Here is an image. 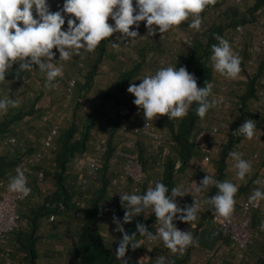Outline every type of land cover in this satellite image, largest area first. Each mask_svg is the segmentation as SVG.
<instances>
[{"label": "clouds", "instance_id": "1", "mask_svg": "<svg viewBox=\"0 0 264 264\" xmlns=\"http://www.w3.org/2000/svg\"><path fill=\"white\" fill-rule=\"evenodd\" d=\"M216 3L217 0H63V6L52 11L49 0H0V92L4 85L10 84L6 77L12 73L16 64L19 65L16 72H32L38 67L46 78V87H58L55 82L64 75L61 61H69L74 55L81 56V50L95 53L104 41H109L115 49L121 47V41L135 44L137 37H141V22H146L148 33L152 36L158 32L164 34L177 31L183 23L189 21L190 28L200 31L203 25L202 13ZM110 19L114 23H110ZM114 34L118 35L110 39ZM215 39L218 44L212 45L213 70L225 79H239L242 72L241 56L228 40L219 35ZM54 49L59 53L58 60ZM138 80L141 83H132L128 92L134 95L133 103L143 110L147 121L159 116H167L169 120H183L194 103L197 105L196 114L204 119L220 103L218 99L209 100L212 85L206 83L204 87H198L197 77L186 66L179 69L176 66L161 67L154 74ZM19 107L18 99L8 95L0 96V118L7 115L10 109ZM102 130L105 133L106 130ZM258 131L255 120L248 119L235 132L251 141L260 139ZM229 158L234 161L236 178L245 181L253 172L252 162L238 151L230 152ZM15 172L8 187L20 200H24L32 192L26 170L18 166ZM99 177L90 184H97ZM255 183L260 187L253 191L249 202L253 207H259L264 201V180L257 179ZM209 186H215L218 192L205 203L212 206L215 214L230 222L236 211V195L240 185L231 180L218 181L207 175L200 186H196V191L204 192ZM188 191L175 187L169 195V187L162 181H156L154 186L150 183L143 194H140L139 189H134L131 193L120 195L125 215L123 222L115 216L113 221L117 225L116 231L123 234L116 249V259L121 264H128L126 255L129 248L134 251L144 246L145 240H138L137 235L148 241H162L173 254L183 255L189 247L198 246L199 241L193 233L182 231L175 223L176 220L195 222L199 218L200 206L196 201L194 206L186 208H181L177 203L176 198L184 197ZM152 214L158 225L155 233L149 232L140 223L136 225V232L129 234L125 230V224L137 220L141 215L148 217ZM190 225L191 228L196 227L195 223ZM261 228L264 230V224ZM156 264H165V257H159Z\"/></svg>", "mask_w": 264, "mask_h": 264}, {"label": "trees", "instance_id": "2", "mask_svg": "<svg viewBox=\"0 0 264 264\" xmlns=\"http://www.w3.org/2000/svg\"><path fill=\"white\" fill-rule=\"evenodd\" d=\"M264 11V0H254L252 5H247L244 12H240L237 7H227V9L221 14V16L212 23L208 31L202 36L198 37L191 48L179 57L176 67L179 69L182 66H186L190 73H194L197 77L198 87H204L206 83L212 85L213 90H216L217 82L212 68V45L218 44L215 39L216 35L223 37L231 43V35L237 25H245L253 22L256 17ZM203 14V13H202ZM250 17V19L247 18ZM189 24L183 23L179 28H184ZM115 35L110 39H114ZM162 35L159 32L153 36V40L156 42V46H160L157 42L158 37ZM169 35V34H167ZM157 39V41H156ZM110 45L109 41H104L96 50V58L92 62L86 61L87 70L85 69L82 74V81L76 80L75 88L73 90L74 95L78 98V103L75 105L71 118L68 120V126L65 130L59 131L54 141L56 144L53 150V172L45 175L46 179H50L52 186L47 190H37L35 183H37V173L35 171L42 170V167H37L29 177V187L32 189L31 194L24 200H20L18 203L19 220L24 221L25 225H18V229L12 233L11 247L12 258L14 264H40L43 259L47 261V258L52 254L47 250H39V243L43 238V234L40 232V228L45 224H57V223H74L75 230L73 231L74 244L69 248V257L73 260V264H121L120 260L116 259V249L118 248V242L122 239V233H116L112 242H107L102 233L100 223H102V212L104 204L108 198V189L111 187L109 168L116 167L110 162L113 154L116 150L113 140L116 129L121 125L119 118L123 114L129 116L130 108L126 105L124 111L118 107L117 111L119 118L110 115L108 109L112 106H118L120 104H129L127 92L128 86L134 83L136 76L140 73L141 69L145 65V54L151 49L142 48L139 51L140 59L135 62L134 65L125 71H119L117 73L115 81L105 87L103 91L97 96L95 102L90 104V108L86 112H82L83 106L85 107L86 98H82L83 94L92 89L94 85L93 79L97 74V70L101 61L107 56V48ZM53 51H57L54 49ZM86 55V52H84ZM73 64L78 63L76 56ZM89 56H85L88 60ZM56 59H59V53L57 51ZM85 62V61H84ZM65 61H62L64 64ZM34 71H39L38 67ZM25 72V71H23ZM16 76L17 80H20L24 73ZM264 76V58L259 63L256 72L249 78L248 84L245 86L244 93L242 92L237 96L242 107L236 114V120L232 125V129L226 134V141L221 148L220 154L217 159H214L216 164V174L213 176L218 181H224L226 178V168L228 162L231 161L229 153L235 151L236 147H239L240 143L244 140V136L236 134V130L240 127V124L246 121L247 109L249 101H252L256 97L258 88L261 87V80ZM212 95L209 97L211 100ZM38 101V97L35 98ZM31 105L29 111H23L18 109L9 118L5 116V120L0 122V138L14 136V129L12 128L15 122H20L24 117L32 116L35 111ZM197 105L194 103L187 117L183 120L175 122V120H169L166 117V125L170 133L171 141L174 142L173 152L163 164V170L161 175L157 177V181H162L169 187V195H171V189L177 187L178 181L174 177L173 168L174 161L179 159L183 164L182 173L190 165L192 159L196 157L197 152L195 144L192 139V132L198 127V125L205 121L196 114ZM212 109L209 111L211 112ZM43 112V113H42ZM246 112V113H245ZM48 114L43 110H37L36 117H42ZM79 115V117H78ZM81 116V117H80ZM250 116V115H249ZM41 117V118H42ZM112 117V118H111ZM116 118V119H115ZM57 119V118H56ZM51 120V119H50ZM255 123L257 129H263V118H256ZM51 121H54L53 119ZM106 123L109 126L107 152L102 158V163L99 171L100 186L99 188H93L89 198L85 197L86 192H82L80 186H75V183L70 184L69 167L70 165L81 158L84 154H91L94 150L95 144V132L98 129H103V125ZM112 129V130H111ZM2 143V141H1ZM242 144V143H241ZM35 151V150H34ZM26 148L14 150L13 154H1L0 153V181L4 180L10 182V178L15 176V168L20 160V157L25 154H31ZM139 163L141 164L145 175H147V163L153 165L152 157H146L145 152L139 149ZM37 181V182H36ZM35 182V183H34ZM253 182L249 186H252ZM146 184L141 185V189L144 191ZM76 187V188H75ZM248 189L245 186L240 189V192L236 195L238 202V195ZM143 191L140 194H143ZM36 192V196L31 195ZM218 192L215 186H212L209 196H214ZM37 197V198H36ZM34 199V200H33ZM177 203L180 206L179 199L177 197ZM84 200L86 207L77 209L75 202ZM22 205L28 207L27 212L20 210ZM181 207V206H180ZM119 208V207H118ZM79 210V211H78ZM78 212V216H74ZM210 208H207L195 221V228H190L195 239L199 241V248L203 250H210L214 247L213 243L223 241L228 244L227 239L221 234V232L214 227L207 217L210 214ZM54 215L53 222H49V217ZM125 211L119 209L117 216L123 222ZM253 222H258L260 215L259 211L253 212ZM137 223L143 224L148 228L149 232H153L156 225V217L154 214L148 216L141 215L137 220L132 221L129 224H125V230L129 234L136 232ZM138 234V233H137ZM137 239H144V237L137 235ZM193 246L185 252V254H173L167 249L162 241H159L147 250L145 253V264H156L159 257H165V264H188L191 260V254L193 252ZM251 264H264V233L258 238L254 239L249 248ZM188 253V254H186ZM231 253V252H230ZM231 258H235L231 253ZM128 264H132V249L126 255ZM209 264V263H208ZM234 264H241L236 260Z\"/></svg>", "mask_w": 264, "mask_h": 264}, {"label": "built area", "instance_id": "3", "mask_svg": "<svg viewBox=\"0 0 264 264\" xmlns=\"http://www.w3.org/2000/svg\"><path fill=\"white\" fill-rule=\"evenodd\" d=\"M249 1L250 0H217L215 6H210L202 14L203 25L200 31H196L187 25L184 28H179L177 31H171L170 35L167 37L175 46L191 48L195 40L208 31L209 26L221 16L227 7L231 6L240 8ZM185 23L189 24L190 21ZM252 24L253 31L248 41L245 26L243 25H237L231 35V44L234 50L238 52L242 58V72L240 78L237 80H228L220 75V80L218 82L216 81V90H213L211 98V100L218 99L220 103L217 107L212 109L207 119L202 121L192 132L191 137L195 144L197 152L196 157L192 159L190 165L184 170V173H182L183 164L179 159L174 161L173 168V175L178 181L177 187L189 190L188 194L184 197H180L179 200H184L186 207L194 206L196 201L200 206V212L198 214L199 218L207 208H210L211 212L208 215L207 220L227 239L228 246L226 247V251L234 254L236 260L240 261L241 264H246L250 259L249 248L253 240L264 233V230L261 228V225L264 224V201L261 202L259 207H253L249 202V197L252 195L253 191L257 187H260L255 181L257 179L264 180V163L262 162L259 164V150L264 149V137L259 136L260 139H253V142H255L257 147L255 151L250 153L239 151L243 153L245 159L252 162L253 166L252 174L247 177L245 181L242 182L236 178V172L233 168L234 161L231 160L228 162L226 170L231 173V178L229 180L233 183L239 184L240 189L248 186L246 191L241 192V194L238 195L239 200L236 204V211L230 222L225 221L222 217L215 214L212 206L205 203V201L210 198L209 192L212 186H209L204 192H197L196 186H200V182L207 175L214 176L216 173V167L214 166L213 160L218 158L221 148L227 139L226 134L232 129V125L236 120V114L242 107L237 98L238 92L248 84L250 76L256 72V69L259 66V58L264 53V11L256 17ZM142 25H146V22H141L140 27ZM163 36L164 34L161 35V40L164 39ZM134 45L135 44H128L129 49L131 50ZM81 51L83 54L81 56H76L79 66H82V60L84 58V52L83 50ZM157 64L159 65V68L166 67V63L163 61L158 60ZM142 77L143 75L137 76L134 83L139 85L141 81L138 79ZM75 84V78H71L70 82L67 83L68 94H72ZM260 84L261 87H259L255 99L252 100V108L250 109L252 116L255 118L264 117V80H261ZM126 96L130 98L129 100L133 98V94H130L129 92H127ZM129 113L131 122L122 123L118 126L115 132L116 137L125 140L116 144V150L110 160L114 165L121 164L120 174H118L111 182L112 187L117 190V196L125 193L124 187L127 184L130 186L128 193H131L134 189H139L140 192H142L143 190L140 186L145 183L146 186L143 191V193H145L150 186V183L154 186V182L157 181V178L154 181H146V175L139 163L138 141L149 142L154 147L156 150V154H154L155 164L158 170H160V174L163 170V164L166 159L171 156L174 146V142L167 138L165 129L154 125V120H157V122L163 120V122L166 123V118L164 116H159L154 120L147 121L144 117L143 110L139 109L138 106ZM65 116V113L59 114V121L64 119ZM41 121L42 123L48 124L46 136L41 139L39 147L33 153L21 156L16 166V168L21 166L26 170L25 174L27 175L28 180L29 177L34 174L37 167H41L45 161L53 162L54 159L53 147L59 131V123L58 121H51L47 114L41 118ZM103 128L106 131L109 130V127L106 124ZM106 131L102 134L95 132L96 139L93 153L84 154L81 158L76 160L78 162L84 160L86 163L85 177L78 183L82 192H86L88 185L98 180L102 158L107 152L108 137ZM15 143L16 139L14 136L5 138L2 143H0V153L5 147L12 146ZM242 147L243 144H240L238 148L241 149ZM177 165H179L178 168ZM50 166V172H53L54 164L51 163ZM35 172L37 173L38 182L45 179V173L43 170ZM251 182H253V184L252 186H249ZM8 185L9 182L4 180L0 181V262L2 264H14L12 258L11 236L12 233L18 229L19 224L18 203L20 199L17 194L9 190ZM75 205L77 209L86 207L84 200L76 201ZM114 206L119 207V203H114ZM181 207L183 208L184 206L181 205ZM121 208L124 209L123 206H121ZM257 211H259L260 218L259 221L255 223L253 222L252 213ZM74 216H78V212L75 213ZM54 219V215H51L49 217V222H53ZM175 223L182 231H190V223L194 222L186 223L181 220H176ZM157 227L158 225L156 224L152 233L156 232ZM143 240H145L144 246H141L134 251L132 250L133 264H139L140 260L141 264H145V253L150 246L159 242L148 241L145 237ZM193 248L199 249V246H193ZM210 261L215 264H222V256L220 255L219 250H205V252H203V260L199 264H207V262Z\"/></svg>", "mask_w": 264, "mask_h": 264}, {"label": "rangeland", "instance_id": "4", "mask_svg": "<svg viewBox=\"0 0 264 264\" xmlns=\"http://www.w3.org/2000/svg\"><path fill=\"white\" fill-rule=\"evenodd\" d=\"M254 0H250L247 2L244 6L237 8L240 12H244L247 5H252ZM51 4V10L57 11L60 7L63 6V0H49ZM248 19L250 17L247 16ZM110 23H114L109 20ZM247 25V26H246ZM252 22L245 24V31L247 35V41L249 37L251 36V33L253 31L252 28ZM67 27V24L65 25V28ZM250 30V31H249ZM148 29L146 25H142L140 27V36L137 37L136 43L131 50L128 47V44H125L124 42L121 43V47L119 49H115L112 47L111 43L107 48V56L101 61L100 66L97 70V74L95 78L93 79L94 85L92 89H90L88 92L83 94L82 98H86V104L85 107L83 106L82 112H86L89 110L90 104H93L95 102L97 96L103 91L105 87L112 84L117 76V73L119 71H125L129 70L135 62H138L140 59L139 51H141L142 48H149L151 51H149L147 54H145V65L141 69L140 73L137 75H149L154 74L158 69L159 65L157 64V61H163L166 63L167 66H176L177 59H179L180 56H182L188 49L182 47H178L173 45L167 36L170 35V32L164 33V39L161 40V35L158 37V41H156L160 44V46H156V42L153 40V36L150 33H147ZM169 34V35H167ZM163 35V34H162ZM115 39V38H114ZM119 43V41H117ZM175 50V51H174ZM119 51V52H118ZM125 52V53H124ZM123 55V56H122ZM85 56H89L88 60L85 59ZM163 56V57H162ZM74 58V57H73ZM71 59L69 61H65L64 65V75L62 78H58L57 82L58 87L49 89L46 87V78L44 75L40 73V71H32V72H23L16 70L19 68V65L16 64L13 67V71L11 74H9L6 79L10 81V84H6L3 86V91L0 92V96L2 95H8L13 99H18L20 101V107L15 109H10L7 115H5L7 118H9L12 114H14L18 109H21L23 111H29L31 105L34 109L35 113L32 116H27L22 119L20 122H15L13 124L12 128L14 129V137L16 139V143L12 146H7L4 148L3 151H1V154H13L14 150H20L26 148L30 153V151H34L39 147L40 141L42 138H44L48 131V124L42 123L41 117H36L37 110H43L44 113H47V116L54 121H58L60 131H63L68 126V120L71 118V114L76 107L75 105L78 103V98H76V95L74 94H68L67 92V83L70 82V79L75 78L76 80L82 81V74H84L85 69L87 70V64L86 61L92 62L96 58V52L95 53H84V58L82 60V66H79V64H73L75 62V59ZM151 58V59H150ZM264 58V53L259 58V61ZM85 61V62H84ZM24 73V75L21 77L20 80L16 79V76ZM34 73V74H33ZM216 81L218 82L220 80V74L215 73L213 71ZM136 76V77H137ZM264 80V76L262 77ZM130 86V85H129ZM128 86V87H129ZM245 87L241 88L238 92V95H240L242 92L244 93ZM73 93V92H72ZM38 97V101H35V98ZM135 97L133 95V98L128 101L129 104H120L118 106H112L108 109V112L110 115L119 118L118 114L120 111H117L118 107L120 106V109L124 111L126 105L129 106L130 111L133 110L135 107H137L133 101ZM248 106V113L247 119H253L256 118L252 116L250 109L252 108V101H249ZM43 113V112H42ZM65 113L66 116L64 119L59 121L58 115ZM210 112H208L207 115H209ZM247 113V114H248ZM5 116L0 118V122L5 120ZM130 116V113H129ZM123 116L119 118L120 123H130L131 117ZM79 117V115H78ZM81 117V116H80ZM165 118L167 116H164ZM163 117V119H164ZM208 117V116H207ZM57 118V119H56ZM112 118V117H111ZM115 118V119H116ZM207 119V118H206ZM175 122H178L179 120L174 119ZM256 121V120H255ZM244 123V122H243ZM242 123V124H243ZM240 124V126H242ZM154 125H157V127L164 128L167 138L170 140V133L168 131L166 123L162 121L157 122V120H154ZM262 127H264V123L262 124ZM59 131V132H60ZM98 132L100 134L104 133L103 130L98 129ZM108 135V131L106 132ZM258 136L264 137V128L259 129ZM10 137V136H9ZM7 138V137H5ZM4 138V139H5ZM3 138H0L1 141L4 140ZM125 140V139H124ZM123 139L116 137L114 135V144L119 143L120 141H124ZM138 149L143 150L145 152L146 157H152L153 165L150 166V164L147 163V175H146V181L155 180L158 176H160V170H158L156 164H155V156L156 150L149 142L144 141H138ZM243 144V147L239 149L238 147L235 148V151H241L243 153H250L256 150V144L253 142V140L249 141L246 138L241 142ZM240 143V144H241ZM56 144L54 143V149ZM53 149V150H54ZM150 150V151H148ZM259 157L260 161L259 164L262 162L264 163V149L259 150ZM214 161V160H213ZM51 161H45L41 167L44 171L45 175L47 173H51ZM258 164V165H259ZM214 166L216 167L215 161ZM257 166V165H256ZM85 170H86V163L84 160L82 161H74L70 167H69V179L70 184H74L78 187V184L81 180H83L85 176ZM121 172V164L117 165L116 167L109 168L108 173L110 175V180L116 178L118 174ZM226 178L224 180H229L231 178V173L226 170ZM216 174V173H215ZM214 174V175H215ZM153 178V179H152ZM37 182V181H36ZM35 183V182H34ZM100 179L97 184H89L86 189L85 197L89 198V195L93 188H99L100 186ZM35 186L37 190L40 191L43 189H49L52 186V182L50 179H45L41 182L35 183ZM124 187V186H123ZM125 192H129L130 186L127 184L124 187ZM108 198L106 199V202L104 204V209L102 212V223H100V227L102 228V233L104 234V237L109 240L107 242H112L114 240L115 234L118 233L116 231L117 225L113 221V217H118L117 213L118 210H124L122 209V203L120 196H117V190L114 187H109L108 189ZM32 197L36 196V192H34ZM37 198V197H36ZM34 200V199H33ZM114 203H119L118 206H114ZM180 206L183 205V208H186L185 201L180 200L179 201ZM182 208V207H181ZM19 209V208H18ZM20 210L23 212H27L28 207L26 205H22ZM19 212V210H18ZM19 214V213H18ZM25 225L24 221L19 220L18 225ZM75 224L69 223L68 225L64 222L57 223L55 225L53 224H45L42 225L40 228L41 234H43V238L40 241L38 247L41 251V255L43 256L42 250H47L51 252L52 254L50 257L47 258V261L43 259L40 264H73V260L69 257V248L72 247L74 244V236L73 231L75 230ZM120 233V232H119ZM12 240V236H11ZM214 247L207 251H213L216 249V251H220V255L222 256V264H234L236 261L234 258H231V253L226 251V247L228 244H226L223 241H218L213 243ZM193 248V247H192ZM189 249V248H188ZM187 249V250H188ZM203 250L201 247L199 249H194L191 254V260L190 264H199L203 260ZM185 254V253H184ZM188 254V253H186ZM252 260H248L246 264H251ZM14 263V261H13ZM209 262H207L208 264ZM0 264H2L0 262ZM209 264H215L214 262L210 261Z\"/></svg>", "mask_w": 264, "mask_h": 264}, {"label": "bare ground", "instance_id": "5", "mask_svg": "<svg viewBox=\"0 0 264 264\" xmlns=\"http://www.w3.org/2000/svg\"><path fill=\"white\" fill-rule=\"evenodd\" d=\"M247 26V25H246ZM250 31V30H249ZM148 33V32H147ZM252 34V33H251ZM247 36V35H246ZM183 49V48H182ZM119 52V51H118ZM125 53V52H124ZM123 56V55H122ZM163 57V56H162ZM151 59V58H150ZM213 68V67H212ZM216 73V72H215ZM34 74V73H33ZM259 89V88H258ZM256 95V94H255ZM248 110V109H247ZM246 113V112H245ZM247 113H248V111H247ZM246 113V114H247ZM112 130V129H111ZM76 188V187H75ZM210 263V262H209Z\"/></svg>", "mask_w": 264, "mask_h": 264}]
</instances>
